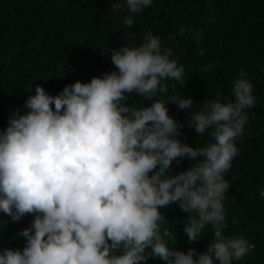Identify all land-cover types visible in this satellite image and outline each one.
Returning a JSON list of instances; mask_svg holds the SVG:
<instances>
[{"label": "clouds", "instance_id": "1", "mask_svg": "<svg viewBox=\"0 0 264 264\" xmlns=\"http://www.w3.org/2000/svg\"><path fill=\"white\" fill-rule=\"evenodd\" d=\"M152 3L113 0L110 8L137 14ZM123 23L131 28L134 20L126 15ZM185 34L200 45L202 30L181 25L178 35ZM108 53L115 70L65 85L56 95L37 84L24 102L26 111L15 109L0 130V213L13 223L33 216L16 233L25 239L22 250L3 248L0 264H146L149 258L165 264H232L242 259L255 245L243 235H225L223 201L231 186L224 174L239 155L236 141L249 120L246 110L255 106L248 74L240 70L231 98L218 93L191 111L187 125L198 136L211 137L193 147L180 139L183 124L168 109L174 103L191 110L193 98L173 92L155 99L168 93L167 81L185 83L184 65L172 58L173 49L163 47L149 29L139 46L103 48L102 54ZM217 66L209 62L201 70ZM131 94L151 103L130 106ZM185 158L195 163L169 175L173 162ZM259 194L264 197V189ZM171 204L188 213L183 228L188 242L211 225L206 251L174 247L177 236L160 211ZM5 224L0 219V229Z\"/></svg>", "mask_w": 264, "mask_h": 264}, {"label": "trees", "instance_id": "2", "mask_svg": "<svg viewBox=\"0 0 264 264\" xmlns=\"http://www.w3.org/2000/svg\"><path fill=\"white\" fill-rule=\"evenodd\" d=\"M113 0H0V130L6 128L15 109L21 114L28 95L42 85L52 95L77 80L88 82L93 76L115 70L110 53L103 48L116 49L123 43L139 46L151 29L161 39L163 47L173 49V57L184 65V85L167 81L166 98L176 92L191 96V110L168 105L169 114L183 124L182 142L201 146L211 140L206 133L198 136L186 123L191 111L206 100L231 98V88L243 69L253 85L255 106L246 110L249 116L242 138L236 141L239 155L224 174L231 184L223 201L227 227L225 235H243L255 248L232 264H264V0H153L141 13L127 9L113 11ZM131 15L134 24L128 28L123 18ZM203 31L199 46L191 36L178 35L180 26ZM174 35L173 39H168ZM203 50L204 55H199ZM217 64L215 71L204 72L203 66ZM176 84V88L171 87ZM31 85V91L26 88ZM234 99V96L232 97ZM126 103L140 107L150 104L135 94ZM195 161L185 158L173 162L169 175H174ZM233 176L236 177L233 180ZM160 211L168 219L167 227L177 236L174 247L187 251L194 247L206 251L212 238V227L206 225L203 236L188 242L183 231L188 213L178 204ZM238 223L233 224V219ZM6 221L0 229V250L21 249L25 239L17 236L28 227L33 216L13 223ZM170 246H173L170 244ZM148 251V250H146ZM143 264V262H142ZM146 264H165L159 258H149Z\"/></svg>", "mask_w": 264, "mask_h": 264}]
</instances>
